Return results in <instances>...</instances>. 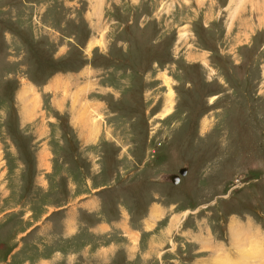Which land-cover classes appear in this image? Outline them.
Masks as SVG:
<instances>
[{
  "label": "rangeland",
  "instance_id": "rangeland-1",
  "mask_svg": "<svg viewBox=\"0 0 264 264\" xmlns=\"http://www.w3.org/2000/svg\"><path fill=\"white\" fill-rule=\"evenodd\" d=\"M0 264H264V0H0Z\"/></svg>",
  "mask_w": 264,
  "mask_h": 264
},
{
  "label": "water",
  "instance_id": "water-1",
  "mask_svg": "<svg viewBox=\"0 0 264 264\" xmlns=\"http://www.w3.org/2000/svg\"><path fill=\"white\" fill-rule=\"evenodd\" d=\"M185 171H186V169L185 168H182V169H180L179 173L180 174H183V173H185ZM170 179H171V182L172 183H177L179 181V176L173 174V175L170 176Z\"/></svg>",
  "mask_w": 264,
  "mask_h": 264
},
{
  "label": "bare ground",
  "instance_id": "bare-ground-1",
  "mask_svg": "<svg viewBox=\"0 0 264 264\" xmlns=\"http://www.w3.org/2000/svg\"><path fill=\"white\" fill-rule=\"evenodd\" d=\"M168 97H169V96H168ZM186 171H187V169H186ZM186 171H185V173H183V174H176V175H178V176H179V181H180V177H181L180 175H184V174H186ZM179 181H178V182H179ZM178 182H177V183H178ZM177 183H174V184H177ZM152 216H153V217H155V215H154V214H153ZM233 237H234V236H233ZM235 239H236V238H235Z\"/></svg>",
  "mask_w": 264,
  "mask_h": 264
},
{
  "label": "crops",
  "instance_id": "crops-1",
  "mask_svg": "<svg viewBox=\"0 0 264 264\" xmlns=\"http://www.w3.org/2000/svg\"><path fill=\"white\" fill-rule=\"evenodd\" d=\"M88 137V136H87Z\"/></svg>",
  "mask_w": 264,
  "mask_h": 264
}]
</instances>
